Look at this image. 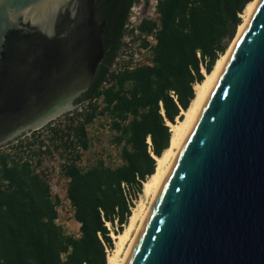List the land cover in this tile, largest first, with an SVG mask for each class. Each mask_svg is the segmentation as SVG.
I'll return each instance as SVG.
<instances>
[{
  "label": "water",
  "instance_id": "obj_1",
  "mask_svg": "<svg viewBox=\"0 0 264 264\" xmlns=\"http://www.w3.org/2000/svg\"><path fill=\"white\" fill-rule=\"evenodd\" d=\"M96 4L0 0V146L70 110L94 81L105 54ZM119 264H264V0L240 27Z\"/></svg>",
  "mask_w": 264,
  "mask_h": 264
},
{
  "label": "trees",
  "instance_id": "obj_2",
  "mask_svg": "<svg viewBox=\"0 0 264 264\" xmlns=\"http://www.w3.org/2000/svg\"><path fill=\"white\" fill-rule=\"evenodd\" d=\"M136 1L97 0L105 54L95 80L74 100L83 102L81 110L31 131V139L22 134L0 146V264H107L105 249H113L114 240L105 222L115 234L122 232L135 207L122 183L136 199L142 193L155 170L154 156L169 146L170 124L183 118L195 86L227 49L252 0H157V20L142 18L136 25L139 33L155 34L152 62L110 71ZM143 3L146 9L149 0ZM96 119L113 132L116 165L102 158L82 163L92 142L88 126ZM52 152L66 161V195L79 223L77 235L55 222L46 177L27 160L33 155L41 161Z\"/></svg>",
  "mask_w": 264,
  "mask_h": 264
},
{
  "label": "built area",
  "instance_id": "obj_3",
  "mask_svg": "<svg viewBox=\"0 0 264 264\" xmlns=\"http://www.w3.org/2000/svg\"><path fill=\"white\" fill-rule=\"evenodd\" d=\"M156 3L157 0H149V4L142 15H140L142 0L136 1L131 6L129 18L126 23L127 31L123 35V43L119 51L117 52L113 63L110 66V71L116 72L118 70L131 69L140 65L150 64L152 62V47L156 42L155 34L139 33L136 25L142 18H148L153 21L157 20ZM130 30H132V32H130ZM143 39L146 41L145 43H143ZM200 68L201 71L204 72L202 64H200ZM104 85H106V82H104ZM171 95L174 97L172 93ZM82 105L83 102L78 103L71 109L77 108L81 110ZM41 127L35 128L31 131L38 130ZM31 131L25 134L28 139H31ZM22 137L23 136H21V138ZM147 143L150 146L149 138H147ZM42 149H45V147L43 146ZM27 160L35 172L44 174V176L46 177L49 192L56 203L57 217L55 219V222L62 226V224L59 222L60 212L62 209H64V211H70V215L72 217V206L66 195V184L68 178L65 176L63 170L64 163L66 162L65 158L58 155L56 152H52L51 154H43V156L41 157V161H39V158L37 156L33 155L27 157ZM122 188L128 201H132L133 203H135L136 198L129 192L128 185L122 183ZM105 225L110 230L111 235L113 231L110 229L109 222H105ZM112 250L113 249L106 248V256H108L112 252Z\"/></svg>",
  "mask_w": 264,
  "mask_h": 264
},
{
  "label": "bare ground",
  "instance_id": "obj_4",
  "mask_svg": "<svg viewBox=\"0 0 264 264\" xmlns=\"http://www.w3.org/2000/svg\"><path fill=\"white\" fill-rule=\"evenodd\" d=\"M256 0H252L249 2L244 12L241 14L242 21L237 26L236 33L232 41L229 43L227 49L224 53H222L218 59L215 61L213 69L209 73H205L204 79L201 83L195 86V97L192 100L190 106L187 110L182 111L183 118L181 120L177 119V121L171 124V137L169 140V146L161 156H154L156 159V166L154 173L148 178L147 181L143 183L142 195L148 199V202L151 198V195L166 167V165L170 162L174 150L177 146L178 141L180 140L182 134L184 133L186 127L188 126L196 108L198 107L199 103L201 102L202 98L204 97L206 91L208 90L211 82L213 81L217 71L219 70L223 60L225 59L234 39L236 38L240 27L243 25L246 17L248 16L252 6L254 5ZM144 205L142 202H138L137 205L134 207L128 223L125 225L122 232L117 234L113 233V240H114V248L112 252L107 256V264H119L120 260L123 257V254L129 244L130 239L132 238L134 231L136 229L137 223L141 218L142 214L146 210L148 205Z\"/></svg>",
  "mask_w": 264,
  "mask_h": 264
},
{
  "label": "rangeland",
  "instance_id": "obj_5",
  "mask_svg": "<svg viewBox=\"0 0 264 264\" xmlns=\"http://www.w3.org/2000/svg\"><path fill=\"white\" fill-rule=\"evenodd\" d=\"M88 131L92 137V142L83 156L82 163L85 164V162H93L97 158H102L106 164L111 166L119 163L117 154L118 148L112 144L111 140L113 132L108 128L107 123L103 119H96L88 126ZM138 202H142L144 205H146L148 199L145 198L141 193L135 201V206ZM59 222L62 224L64 230L67 233L73 235L78 233V222L71 217L70 211H64V209H62L60 212Z\"/></svg>",
  "mask_w": 264,
  "mask_h": 264
},
{
  "label": "flooded vegetation",
  "instance_id": "obj_6",
  "mask_svg": "<svg viewBox=\"0 0 264 264\" xmlns=\"http://www.w3.org/2000/svg\"><path fill=\"white\" fill-rule=\"evenodd\" d=\"M97 12H98V10H97ZM97 20H98V17H97ZM98 21H99V20H98ZM99 22H101V21H99ZM95 78H96V77H95ZM94 80H95V79H94ZM81 94H82V93H81ZM81 94H80V95H81ZM80 95H78L77 97H75L74 100H75L76 98H78Z\"/></svg>",
  "mask_w": 264,
  "mask_h": 264
},
{
  "label": "crops",
  "instance_id": "obj_7",
  "mask_svg": "<svg viewBox=\"0 0 264 264\" xmlns=\"http://www.w3.org/2000/svg\"><path fill=\"white\" fill-rule=\"evenodd\" d=\"M78 226H79V223H78ZM77 234H78V233H77ZM77 234H76V235H77Z\"/></svg>",
  "mask_w": 264,
  "mask_h": 264
}]
</instances>
